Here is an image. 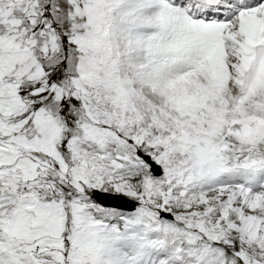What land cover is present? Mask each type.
<instances>
[{"label":"snow or ice","instance_id":"1","mask_svg":"<svg viewBox=\"0 0 264 264\" xmlns=\"http://www.w3.org/2000/svg\"><path fill=\"white\" fill-rule=\"evenodd\" d=\"M0 264H264V0H0Z\"/></svg>","mask_w":264,"mask_h":264}]
</instances>
